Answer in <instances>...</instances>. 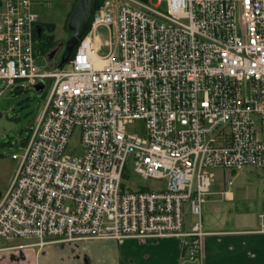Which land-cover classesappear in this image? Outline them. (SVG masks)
I'll return each mask as SVG.
<instances>
[{"label": "built area", "instance_id": "obj_1", "mask_svg": "<svg viewBox=\"0 0 264 264\" xmlns=\"http://www.w3.org/2000/svg\"><path fill=\"white\" fill-rule=\"evenodd\" d=\"M42 28L33 0L0 2V81L47 93L0 195V239L177 238L201 259L213 170L264 172V0H105L56 68ZM76 128L81 157L66 153ZM130 163L164 187L122 190Z\"/></svg>", "mask_w": 264, "mask_h": 264}, {"label": "rangeland", "instance_id": "obj_2", "mask_svg": "<svg viewBox=\"0 0 264 264\" xmlns=\"http://www.w3.org/2000/svg\"><path fill=\"white\" fill-rule=\"evenodd\" d=\"M33 1L35 12L41 15L44 36L47 33L45 30L47 25L55 27L54 45L51 47L43 46L40 50V59L44 65L56 68L60 65L62 52L53 61L47 60L46 56L51 53L53 48L62 46L71 37L68 22L75 12L79 0ZM153 3H156V0H153ZM162 9L166 10V7L163 6ZM102 33L105 32L102 31ZM21 86L27 87L24 82H17L12 89L6 90L5 84L0 81V92L4 90L0 97V193L6 191L15 173L17 160L13 157L22 153L23 143L30 135L29 128L40 116L47 100L46 90L38 92L33 88H21ZM128 132L144 134L145 124L137 122L128 127ZM83 150L81 130L76 128L66 153L72 157H81ZM128 171L130 178L124 179L122 190H157L164 187V182L146 180L135 173L131 163L128 165ZM213 173L215 177L212 191L223 192V196L227 192H231L232 198L227 206L230 211L241 215L244 221V223L241 222V225L243 224L245 228H260V218L264 215V172L253 167H247L237 172L216 169L213 170ZM185 209L187 210L186 206ZM185 217L190 223L197 220L190 214H186ZM0 242L4 243L3 241ZM202 258L199 260L202 261Z\"/></svg>", "mask_w": 264, "mask_h": 264}, {"label": "crops", "instance_id": "obj_3", "mask_svg": "<svg viewBox=\"0 0 264 264\" xmlns=\"http://www.w3.org/2000/svg\"><path fill=\"white\" fill-rule=\"evenodd\" d=\"M231 198V192L223 196V192L211 189L204 204L203 225L208 235L202 261L188 260L177 238L146 242L128 239L122 243L81 240L41 248L31 246L34 240L0 239L4 242H0V264H264L261 221L257 229L241 225V215L227 206Z\"/></svg>", "mask_w": 264, "mask_h": 264}, {"label": "water", "instance_id": "obj_4", "mask_svg": "<svg viewBox=\"0 0 264 264\" xmlns=\"http://www.w3.org/2000/svg\"><path fill=\"white\" fill-rule=\"evenodd\" d=\"M94 2L95 0H79L76 10L68 22V29L72 32V35L65 44L59 67L69 62L75 48L82 37L87 33L95 11ZM54 55L55 52H53L49 58L52 59ZM43 89L44 83H40L35 87V90L38 92H42Z\"/></svg>", "mask_w": 264, "mask_h": 264}, {"label": "trees", "instance_id": "obj_5", "mask_svg": "<svg viewBox=\"0 0 264 264\" xmlns=\"http://www.w3.org/2000/svg\"><path fill=\"white\" fill-rule=\"evenodd\" d=\"M104 1L105 0H95V2H94V8H95V10H98L99 7L103 4ZM45 30L47 31V33L45 34L44 37H42L40 39V42H39L40 45H39V48H38L39 50H42L43 46L51 47V46L54 45V42H55V37L53 35V33L55 31V27L53 25H47L45 27ZM70 33L72 35V32L71 31H70ZM25 142L23 144H25Z\"/></svg>", "mask_w": 264, "mask_h": 264}, {"label": "flooded vegetation", "instance_id": "obj_6", "mask_svg": "<svg viewBox=\"0 0 264 264\" xmlns=\"http://www.w3.org/2000/svg\"><path fill=\"white\" fill-rule=\"evenodd\" d=\"M42 37H44V31H43V28H42V31H41V33H40V38H42ZM66 44V43H65ZM65 44H63L62 46H60V47H57V48H53V50L51 51V53H49L45 58L47 59V60H49V61H53V60H55L56 59V57L58 56V54L59 53H61V56H62V54H63V52H64V48H65ZM53 52H55V55H54V57L52 58V59H50L49 58V56L53 53ZM44 86H45V84H44Z\"/></svg>", "mask_w": 264, "mask_h": 264}]
</instances>
